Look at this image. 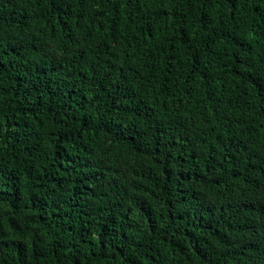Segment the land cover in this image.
I'll return each instance as SVG.
<instances>
[{"label": "trees", "instance_id": "16d2710c", "mask_svg": "<svg viewBox=\"0 0 264 264\" xmlns=\"http://www.w3.org/2000/svg\"><path fill=\"white\" fill-rule=\"evenodd\" d=\"M0 264H264V0H0Z\"/></svg>", "mask_w": 264, "mask_h": 264}]
</instances>
